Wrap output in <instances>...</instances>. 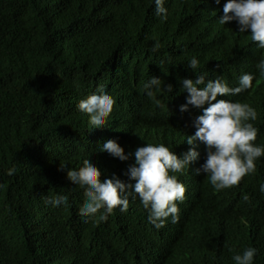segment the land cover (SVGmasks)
Segmentation results:
<instances>
[{"label":"trees","instance_id":"trees-1","mask_svg":"<svg viewBox=\"0 0 264 264\" xmlns=\"http://www.w3.org/2000/svg\"><path fill=\"white\" fill-rule=\"evenodd\" d=\"M225 2L166 0L169 17L161 21L151 0H0V264H235L230 249L248 246L259 249L254 264H264V157L239 185L215 190L194 172L205 144L186 139L202 109L180 111L188 95L181 80L197 76L186 67L193 55L206 79L222 75L235 86L254 73L250 89L217 99L255 107L254 143L264 144V49L236 21L219 24ZM157 40L162 47L153 52ZM150 76L174 86L171 99L158 93L163 108L143 91ZM101 84L116 103L109 125L95 129L78 104ZM109 139L126 154L145 143H163L178 156L196 147L200 158L178 174L187 191L177 223L169 218L155 228L139 199L106 222L81 215L87 197L66 169L93 159L101 179H127L134 161L101 151ZM58 193L67 205L46 202Z\"/></svg>","mask_w":264,"mask_h":264},{"label":"clouds","instance_id":"clouds-1","mask_svg":"<svg viewBox=\"0 0 264 264\" xmlns=\"http://www.w3.org/2000/svg\"><path fill=\"white\" fill-rule=\"evenodd\" d=\"M151 3L155 6V15L161 21H167L169 11L166 0H151ZM223 13L219 18L220 25L236 21L239 33L250 30L251 41L256 42L257 48L264 49V0H226ZM161 47L157 40L152 45V51L159 52ZM166 59L170 61L171 57ZM164 62L165 60L160 61L161 64ZM186 67L197 73V76L195 79L181 80L182 91H186L188 95L186 103L180 105V111L188 110L190 105L202 109V114L193 120L194 134L188 135L186 139L189 145L203 142L206 147L204 161L194 172L196 175H207L217 191L237 186L246 175L256 172L258 159L264 157V144L254 143L259 128L253 122L258 119L259 114L247 102L217 97H233L250 89L254 73H243L233 86L222 75L206 79L209 73L201 68V61L195 55L190 58ZM258 69L264 74V59L260 60ZM142 87L153 104L163 108L164 101L158 93L171 99L169 94L173 92L174 86L171 83L164 85L161 78L150 76ZM115 103L107 86L101 84L95 92L79 101L78 108L89 116V122L95 129H102L109 125ZM100 150L121 161H128L134 156V161L123 172L127 179H122L115 173L110 178L101 179L102 172L93 159H85L79 168L66 169L67 179L82 188L87 197L81 209L83 217L94 219L96 223L106 222L117 208L121 212H127L130 200L139 199L147 210L148 222L155 228H162L169 218L172 223L179 221L178 202L182 203L186 199L187 187L178 178V174L188 171L191 162L200 158L196 147L178 156L163 143H145L134 152L126 154L117 140L109 139L100 146ZM7 171L11 175L16 169L13 167ZM259 191L264 193V183L259 185ZM68 199L67 195L58 193L47 197L46 202L53 207H60L67 205ZM243 199L251 201L248 194ZM230 251L235 264H254L259 249L248 246L242 252L235 249Z\"/></svg>","mask_w":264,"mask_h":264}]
</instances>
